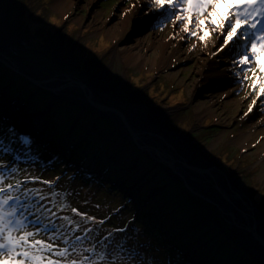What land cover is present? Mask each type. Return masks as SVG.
I'll return each mask as SVG.
<instances>
[{
  "label": "rangeland",
  "instance_id": "rangeland-1",
  "mask_svg": "<svg viewBox=\"0 0 264 264\" xmlns=\"http://www.w3.org/2000/svg\"><path fill=\"white\" fill-rule=\"evenodd\" d=\"M56 1L0 0L8 32L0 51L34 75L72 76L61 91L80 98H58L0 59V132L14 128L34 142L29 149L9 136L20 178L25 172L59 178L62 199L105 221L100 240L109 229L125 228L112 239L127 237V247L148 264H264V124H256L264 107L258 101L248 111L256 95L253 72L241 82L232 55H213L223 37L210 25L211 38L201 42L198 27L190 36L174 20L152 22L162 16L145 15L142 0L134 8L135 0H60L58 7ZM145 23L150 27L136 33ZM136 42L141 56L126 62L122 49ZM251 68L261 75L254 62ZM81 83L98 103L127 111L143 142L157 144L140 149L120 115L98 110ZM162 84L171 89L166 100L158 94ZM169 133L191 146L187 161L172 157ZM244 133L247 139L239 140ZM200 167L212 171L209 184L185 172ZM222 173L240 188L236 204L224 199L230 188L218 178ZM251 206L259 212L255 221Z\"/></svg>",
  "mask_w": 264,
  "mask_h": 264
},
{
  "label": "snow or ice",
  "instance_id": "snow-or-ice-1",
  "mask_svg": "<svg viewBox=\"0 0 264 264\" xmlns=\"http://www.w3.org/2000/svg\"><path fill=\"white\" fill-rule=\"evenodd\" d=\"M137 4L141 0H135L132 7ZM143 5H147L145 15L159 13L165 18L162 23L179 22L190 36L197 35L193 29L198 27L203 32L201 42H207L212 32L218 40L222 36L213 55H232L231 63L241 74V82L248 79L243 73L253 72L256 95L248 111H253L258 101L264 107V100H260L264 97V0H142ZM253 62L261 75L251 68ZM9 136L25 148L34 147L29 135L14 128L0 132V264H141L142 253L127 247V237L124 241L112 239L126 229H109L100 240L105 221L62 199L66 194L55 190L59 178L41 180L27 172L20 178L21 169L13 162L19 156L14 155ZM30 183L47 188L29 187ZM69 211L72 215L61 214ZM97 244L101 245L99 251Z\"/></svg>",
  "mask_w": 264,
  "mask_h": 264
},
{
  "label": "bare ground",
  "instance_id": "bare-ground-1",
  "mask_svg": "<svg viewBox=\"0 0 264 264\" xmlns=\"http://www.w3.org/2000/svg\"><path fill=\"white\" fill-rule=\"evenodd\" d=\"M1 2H4V1H1ZM61 3H63V1L61 2L60 0H57L56 1V5H57V7L61 4ZM0 5L2 6V8H1V10L3 11L4 10V3H0ZM151 21H154V22H157L158 21V19H151ZM8 36V32H7V29H6V27H5V24H4V22H3V20L1 19L0 20V38L2 39V38H5V37H7ZM138 42H136V44H137ZM136 44H133V45H129V46H127V48H123L122 50L125 52V60H126V62H134V61H136L137 60V58H140V56H141V50H139L138 49V44L136 45ZM163 49H161V51H162ZM5 56L6 55H4V53L3 52H1L0 51V59L1 58H3V59H5ZM220 56H221V54H220ZM11 59V58H10ZM218 59L220 60V59H222V58H220V57H218ZM2 60V59H1ZM7 63L8 64H10V65H12V66H14V67H16L14 70L15 71H20V72H24V73H26V74H28V75H30L31 77H32V79H34V81H39V82H41V84L39 85L41 88H43V89H48V90H51L52 88L53 89H56V90H51V91H53V92H55V95H56V97H58V98H61V97H68V98H71V99H75V100H80V98L77 96V95H73V94H69V93H65V92H63V91H61V90H64L63 88H59V90H57L58 89V83L55 81V80H53V79H51L52 77H49V76H47V77H42L41 75H34V74H32L29 70L27 71L26 70V68L21 64V63H19V62H16V61H14V60H7ZM13 63H15V64H13ZM112 69H110L109 71H111ZM109 71H106V76L109 74ZM20 75H22V74H20ZM65 76H68V75H65ZM20 78H21V76H20ZM44 80H46V81H50V82H54V83H46V81L45 82H43ZM51 80H53V81H51ZM29 81L30 82H32V83H34L32 80H30L29 79ZM57 81H60V80H57ZM75 81H77L76 79H75ZM36 82H35V84H36ZM65 82H70V81H60V83H63V84H60L61 86L62 85H65L64 83ZM79 83V82H78ZM54 84V85H53ZM37 85V84H36ZM80 85V86H79ZM78 86L80 87V88H82L83 89V91H84V93L87 95L86 96V98L88 99V101H95L96 103H98L97 101H96V99H94V94L95 93H92V92H90L91 90H89L88 89V85H85V87H83V86H81V84H79ZM227 95H230L228 92L226 93ZM56 97L54 98L55 100H56ZM81 99H84V98H81ZM90 99V100H89ZM100 101V100H99ZM98 104H102L101 102H99ZM22 107V106H21ZM112 110H110V111H112V112H115L114 110V108L113 107H111V106H109ZM108 110V111H109ZM0 111H2L3 113H4V111L3 110H1V108H0ZM122 113L124 114V116H125V120L127 121V123L130 125V119H129V113L126 111V112H123L122 111ZM126 113V114H125ZM131 113V112H130ZM0 114L2 115V113L0 112ZM12 113H10V117H13V115H11ZM40 114V113H39ZM161 116V114L159 115V117ZM123 119V118H122ZM264 124V118L262 119V120H260V121H258V122H256V124L257 125H261V124ZM131 126V125H130ZM34 127L35 128H37V129H42L43 131H44V126L42 125V124H34ZM132 127V126H131ZM133 128V127H132ZM138 134H139V140H138V142H140L141 144H144L145 146H147L148 148L149 147H152V145H154V144H157L156 143V141H153L152 142V140H151V142H147V141H145V142H143V140L141 139L142 137V135H141V133H139L135 128H133ZM139 130H142V129H139ZM142 131H144V130H142ZM167 136H166V138H164L165 139V141L168 143V142H171V144L173 145V148H174V150L173 151H171L172 153H173V155H172V157L176 160V161H179L180 163H182V162H184V160H186V156H187V153H188V149L189 148H191V146L189 145V143L188 142H186L185 140V142H183V143H181V142H179L178 140H176V139H174V138H171V133H169V134H166ZM247 135L248 134H243L242 136L240 135L239 136V140H243V141H245L246 139H247ZM153 135L151 134V133H147V140H150V139H152L151 137H152ZM150 137V138H149ZM165 143V142H164ZM166 143V144H167ZM169 144V143H168ZM162 147H163V143H161L160 144ZM159 145V146H160ZM209 158H210V156H208ZM187 161V160H186ZM181 166V165H180ZM185 172L187 173V174H189V175H192V177H193V179H195V180H199V177L201 176L202 178H203V180H204V182L206 183V184H209L210 183V180L206 177L207 176V174L208 175H211V176H213L212 175V171L208 168V167H206V168H201L200 167V170H199V173H194V172H192L191 170H189V169H186L185 168ZM200 177V178H201ZM214 177V176H213ZM218 178L219 179H223V180H225V182H226V184L228 185V187L230 188V190L229 191H227L226 190V192H227V194H224V193H222L223 195H225V197H224V199H226V201H230V203H235V202H237L238 203V200H236V199H234V197L235 196H239V195H235V194H237V193H241L240 192V188H239V186H237V185H235L233 182H231V180L224 174L223 175V173L220 175V176H218ZM214 180H216L217 181V178L215 177L214 178ZM224 186H222L221 187V191H224V188H223ZM216 189H218V187H216ZM242 197H243V200L245 201V202H248V203H250L249 202V200H247V197H245V194L243 195L242 194ZM236 204V203H235ZM240 209V208H239ZM247 210L248 211H250V212H255V210H254V208H253V206H251V207H247ZM258 211H256L255 212V214H254V216H255V218H254V221L257 219V215H258ZM251 224V223H250ZM261 224V223H260ZM246 225H248V224H246ZM246 228L247 229H250L251 231H252V233L254 234V229L252 228V227H247L246 226ZM263 229H264V227H263ZM256 238H259V237H257V236H255ZM260 239V238H259ZM264 244V243H263Z\"/></svg>",
  "mask_w": 264,
  "mask_h": 264
},
{
  "label": "water",
  "instance_id": "water-1",
  "mask_svg": "<svg viewBox=\"0 0 264 264\" xmlns=\"http://www.w3.org/2000/svg\"><path fill=\"white\" fill-rule=\"evenodd\" d=\"M164 17L162 16V18L160 19V20H158L157 22H155V23H159L160 21H164ZM152 22H154V21H152ZM147 24H149V23H145L144 24V26L142 27V28H140V29H138L137 30V32L136 33H141V32H143V31H145L147 28H149L150 26L149 25H147ZM7 60H13V59H10L8 56H5V59H3L2 61H3V63L6 65V66H10L11 67V69H15L16 67H14V66H12V65H10V64H8L7 63ZM17 62V61H16ZM13 64H15V63H13ZM19 74H22L23 76H25V77H27L28 79H30V80H32L34 83L36 82V81H34V79H32V77L30 76V75H28V74H26V73H24V72H20V71H17ZM51 79H53V80H62V81H65L66 79H68V80H70V79H72V80H74L73 78H72V76H65V75H56V76H54V77H52ZM53 80H51V81H53ZM46 80H44L43 82H45ZM50 81H46V83H49ZM36 84L37 85H40L41 84V82H39V81H37L36 82ZM81 86H83V87H85V84H83V83H81ZM60 89L61 88H65V86L64 85H62V87H59ZM59 88L57 89V90H59ZM51 90H56V89H51ZM90 100V99H89ZM90 103H92L94 106H96L97 108H98V110H101V111H106V110H112L109 106H105V105H102V104H98V103H96L94 100L93 101H89ZM114 108V107H113ZM115 110V112L117 113V114H119L120 115V117H121V119L124 121V123H125V125H126V127L128 128V130H129V132L131 133V135L133 136V139H134V142L138 145V147L140 148V149H142V148H144L143 146H141L140 144V142H138V140H139V134L127 123V121L124 119L125 118V116H124V114L119 110V109H117V108H114ZM30 136V135H29ZM157 151H158V149H156ZM187 187L193 192V193H195V191H193L192 189H191V187L187 184ZM257 240L259 241V243H261V240L259 239V238H257Z\"/></svg>",
  "mask_w": 264,
  "mask_h": 264
},
{
  "label": "trees",
  "instance_id": "trees-1",
  "mask_svg": "<svg viewBox=\"0 0 264 264\" xmlns=\"http://www.w3.org/2000/svg\"><path fill=\"white\" fill-rule=\"evenodd\" d=\"M161 90L159 89V95H162V96H164V98H165V100L167 99V97H169V93H171V89H170V86H166V85H164V84H162L161 85ZM164 98H161V102L163 101V99ZM184 103V102H183ZM207 134H205V136H206ZM208 135H209V133H208ZM232 161V160H231Z\"/></svg>",
  "mask_w": 264,
  "mask_h": 264
}]
</instances>
